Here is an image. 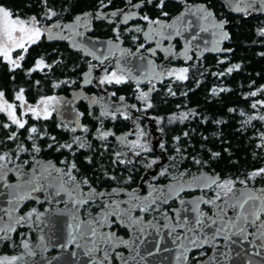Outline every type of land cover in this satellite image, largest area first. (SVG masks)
Listing matches in <instances>:
<instances>
[{
  "label": "flooded vegetation",
  "instance_id": "flooded-vegetation-1",
  "mask_svg": "<svg viewBox=\"0 0 264 264\" xmlns=\"http://www.w3.org/2000/svg\"><path fill=\"white\" fill-rule=\"evenodd\" d=\"M262 2L264 3V0ZM44 4H39L36 11L26 16L11 12L12 19L19 18L25 22L35 17V26L41 31L39 39L29 42L27 36L23 41L26 51L15 46L6 57L0 53L4 60L11 64L15 60L20 65L25 58H32L27 67L26 78L36 100L30 103L23 96V101L29 105L42 100L51 103L52 110L48 118H39L44 122L43 129L47 131L45 135L48 137L44 150L60 153L56 160L54 157H46L40 151L21 150L19 161L5 168L8 181L17 179L13 174L17 168L30 169L36 157L52 162L54 169L51 171L46 168L42 174L36 176L34 182L38 189L31 192L33 197L17 212V216L22 219L17 223L13 236L8 239L0 238V241L6 242L13 241L16 236L25 239L28 234L30 245L22 250L26 259L18 260L14 264H29L39 257L38 254H33L34 252L46 248L49 240L46 231L49 222L44 219L50 217L52 212L60 210L62 213L76 215L74 206L67 207L65 200L50 204L48 199L56 197L51 186L53 182L60 187V196H69L77 201L85 199L79 208L80 218L74 217L72 220H88L86 224L89 230L102 233L111 243L118 242L115 238H128L136 229L141 231V227L146 223L159 226L166 221L165 224L177 233L188 229H203L206 232L202 237L204 241L197 243L200 246L189 251L186 264H201L203 260H206L207 264H222L228 260L232 261L234 257L241 261L245 258L252 264H264V174L252 176L262 168L251 171V178L242 181L220 171L194 169L190 165L171 162L178 148L173 138L175 133L170 131L177 126L176 122L182 116L174 112L161 114L152 110L155 101H159L163 95H171L175 89L182 90L185 80L193 83L195 65L202 62L205 56H221L205 54L197 58L195 48H192L185 56L179 57L183 44L174 36L176 31L172 30L170 25L175 18L183 13L191 14L195 7L200 5L212 10L216 20L228 23L225 29L229 37L222 42V47L232 53V47L229 45L230 28L235 23H229L216 12L225 11L232 17L257 20L254 29L262 40L264 12L254 15L251 9H247L245 12L234 14L233 11L227 10L224 0H96L91 6H84V9L74 12L66 9L65 0ZM238 4L240 5L239 1ZM0 7L10 11L2 3ZM51 13L55 14L50 15ZM94 41L104 43H93ZM34 47L38 54L30 56ZM18 49L21 50L20 53ZM13 52L17 54L13 56ZM20 56L24 57L23 60L19 59ZM130 56L135 57L140 64L149 63L156 72L163 69L162 81L159 83L153 78L130 79L120 68L124 66L122 58ZM116 57L120 58L119 61ZM38 60L43 61L39 68L36 67ZM70 66L72 68L68 69ZM11 68L17 67L12 64ZM184 69H187V72H183ZM112 73L123 77V82L101 83V80ZM141 73L135 74L138 77L145 75ZM181 75L185 78L180 79ZM17 89H20V94L21 88ZM40 90H43L41 92L44 94L36 95ZM73 92L80 95L74 103L78 112L77 124L60 121L56 112V106L71 97ZM142 94H146L143 99L140 98ZM14 100L17 102V98ZM132 106L135 107V113L129 111ZM15 111L16 118L19 119L20 114ZM31 118L37 119L32 114ZM21 121L25 122V119L22 118ZM50 121L54 124L53 131L48 130ZM39 132L43 131L38 130ZM103 133L108 135L101 138ZM67 145H71V148ZM93 148L107 152L110 167L100 172L97 170L87 177L76 166L73 167L70 156L83 152L85 159L90 161ZM163 160L165 161L162 163ZM0 169H3L2 166ZM202 171L210 176L197 181L195 185L189 184L188 189L181 190L175 196L169 197L168 193L159 196L160 199L153 203L145 204L150 201V197L147 198L143 193L150 192L151 188L164 186L177 179L188 180ZM57 175H60V178H57ZM99 175L105 179L101 184L97 181ZM226 179L231 180L227 188L224 187ZM46 182H50V185L44 190L41 187ZM239 185L251 188L252 206L255 210L251 216L245 217L244 223H241L242 216L228 214L218 207L219 202L230 194L228 189L233 190ZM109 191H113L112 194L117 198L89 201V198L97 196L99 192ZM103 207L110 215L107 218H93L94 215L100 214L99 210ZM197 219L202 221L201 225L196 224ZM100 220L102 223L98 226ZM238 234L240 238L245 236L250 244L249 250L243 251L242 243L228 241L236 240ZM83 239L87 241L88 237L84 236ZM38 242L36 249L35 243ZM126 251V247L114 249L104 258L102 250L93 249L89 255L100 258L102 264H106L107 260L116 263L117 258ZM55 252L57 251L51 250L46 252V255H53ZM257 252L260 255H256Z\"/></svg>",
  "mask_w": 264,
  "mask_h": 264
},
{
  "label": "trees",
  "instance_id": "trees-1",
  "mask_svg": "<svg viewBox=\"0 0 264 264\" xmlns=\"http://www.w3.org/2000/svg\"><path fill=\"white\" fill-rule=\"evenodd\" d=\"M56 1L0 0V3L13 14L26 16L36 11L39 4L44 6V3L55 4ZM65 1L66 9L74 12L84 9V6H91L96 0ZM216 14L229 23H235L230 28L231 55L205 56L202 62L195 65L193 83L185 80L182 90L175 89L171 95H163L159 101H155L152 110L161 114L174 112L182 116L176 122L177 126L170 131L176 134L173 138L178 148L171 162L190 165L194 169L220 171L244 181L251 178V171L264 169V119H261L264 117V94L261 90L264 86V40L254 29L257 20L232 17L225 11ZM17 51L21 52L20 49ZM15 54L13 52V56ZM36 54L38 50L34 47L30 56ZM31 62V57L25 58L19 67L13 69L12 64L0 54V93H3L5 100L16 102L14 98L20 91L17 88L23 90L27 102L36 100L26 78L27 67ZM254 90H258L255 96L252 95ZM41 91L36 95L44 94ZM15 106L20 114V106ZM5 118L0 113V153L8 156L7 152H33L39 149L46 157L58 160L59 152L44 150L48 137L42 120L33 119L27 113L24 128H19L12 123L6 124L8 121ZM48 126V130H54L53 121L48 122ZM33 127L37 129L35 133L29 131ZM38 130L43 132L38 133ZM92 150L94 152H90V161L85 159L83 152L70 156V162L87 177L97 170L100 172L110 167L107 152L95 148ZM99 177L96 178L101 184L105 179ZM23 239L16 236L14 244ZM1 247L3 254L15 255L19 252L15 247H10L8 241L3 242Z\"/></svg>",
  "mask_w": 264,
  "mask_h": 264
},
{
  "label": "water",
  "instance_id": "water-1",
  "mask_svg": "<svg viewBox=\"0 0 264 264\" xmlns=\"http://www.w3.org/2000/svg\"><path fill=\"white\" fill-rule=\"evenodd\" d=\"M224 2L227 6V10L231 12L233 11L234 14L245 12L247 9H251V7L247 5L253 6L254 15L262 14L264 12V3L262 0H244V4L242 6L238 4V0H224ZM254 2L256 4H254ZM194 10L195 11H192L191 14L183 13L181 16L175 18L173 23L170 24L172 30L176 31L174 36L178 37L183 44L178 56L182 58L192 48H195L197 58H200L205 54L221 56L230 54L231 50L222 47V42L229 37V34L225 29V27L228 26V23L216 20L212 10L206 9L203 5L195 7ZM101 41H94L93 43H104ZM75 47L77 46L75 45ZM129 58L127 57L130 64H124L125 69L121 70L126 72L130 79L138 80L141 78V80H145L153 78L159 83L162 81L163 69H160L156 72V70H153L151 67L144 68L143 71H145L146 74L142 77H138L136 74L140 73L141 70H139V67H137V63H132V58ZM122 59L127 60L126 58ZM79 98L80 95H77L73 92L71 97L64 99L61 105L56 106L57 116L60 121L65 123H78V112L75 110L74 103ZM129 111L131 113H135V107L132 106ZM52 166V162L44 161L41 158L36 157L34 160V165L30 169L23 170L22 167H19L13 172L17 178L15 181H8L6 179L7 171L5 169H0V238L8 239L13 236L17 223L22 219L17 216V212L29 198L33 197L31 192L38 189L34 179L38 174H42L46 168H50V170L53 171L54 169ZM209 176L210 175L208 173L202 171L188 180L177 179L168 182L164 186L159 185L151 188L147 197H150V201L145 204L153 203L155 200L160 199L159 196L168 193L169 197L175 196L181 190L188 189L189 184L195 185L197 181L203 180ZM56 177L60 178V175H57ZM215 177L216 175H214V178ZM51 184L52 188H54L56 197L48 199L50 204H57L64 201L62 196H60L61 189L58 184L56 182ZM49 185L50 182H46L41 188L44 189ZM99 193L100 194L97 196L91 198L94 200H106L111 196L109 195L110 191ZM252 200L253 197L251 188L249 186L239 185L238 187L231 190L230 194L225 196L219 202L218 207L222 208L224 212L228 214L233 213L237 214L238 216H242L243 218L241 223H244L246 221L245 217L251 216V214L255 211L254 207L252 206ZM241 205L243 206L241 207ZM99 211L100 214L94 215L93 218H107L108 215H110L107 212L108 210H105V207L101 208ZM76 217L80 218L78 207L76 208ZM44 220H48V230L49 228L51 229L49 217H46ZM165 222L159 226H153L150 223H146L142 226L141 231L136 229L135 231L131 232V235L126 239L115 238L114 240H117L118 242L115 241L114 243L108 241L109 239L103 241L101 240L97 243L96 248L91 247V249L90 247H80V249H75L74 247L76 246L73 247V245H71V248L70 246H65L63 251L60 252L56 243L57 241H51L48 236L49 240L46 250L42 251L41 256L39 252H34L33 254H38L39 257L32 260L29 264H102V260L100 258L89 255L93 249L102 250V256L107 258L108 253L112 252L114 249L123 247H126L127 251L122 254L121 257L117 258V262L112 263L111 261L107 260L106 264H125V261L127 264H186L189 251L195 248L192 242L195 241L196 243H200L204 241L202 237L206 235V232H204L203 229H192L191 231L188 229L183 233H177L174 229H170L168 224H165ZM101 223V220L98 221V226H100ZM53 229L54 223L51 230ZM57 229L61 228L57 227ZM48 230H46L47 235ZM239 236L240 235L238 234L236 240L229 239L228 241L242 243L243 251L249 250L250 244L246 241L245 236H242V238ZM99 237L100 236H97V239H99ZM121 240L128 241V245L119 243ZM35 244L36 245L34 248L37 249L39 242ZM157 244L160 246L159 251H157L156 248ZM185 249H187V251H185ZM51 250H55L57 252L53 253V255H46V252ZM149 252H152L153 255H148ZM207 263L208 262L206 260L201 261V264ZM225 263L252 264L251 261H246L245 258H243L241 261L240 259H235V257L232 258V261L228 260L222 264Z\"/></svg>",
  "mask_w": 264,
  "mask_h": 264
},
{
  "label": "snow or ice",
  "instance_id": "snow-or-ice-1",
  "mask_svg": "<svg viewBox=\"0 0 264 264\" xmlns=\"http://www.w3.org/2000/svg\"><path fill=\"white\" fill-rule=\"evenodd\" d=\"M55 13H51L50 15H54ZM12 13L8 10H6L5 8L3 7H0V22L3 23V31H4V34H5V37H6V40L7 41H10L12 43H15L17 47H20V48H24L25 51L27 50L25 48V45L23 43V35L20 37L19 40H16L13 36V33L16 32V31H19L21 34H27L28 36V41L29 42H35L36 40L39 39L40 35H41V31L38 27H36V18L35 17H32L30 21L28 22H25L24 20H21L19 18H16V19H12ZM144 19H147V17H144ZM3 49L0 48V51H2ZM23 56H20L19 59L20 60H23ZM12 64L14 67H19V63L18 61H12ZM43 65V61L42 60H38L37 61V64H36V67L39 68ZM236 67H239L238 65ZM232 69H229V71H231ZM183 72H187V69H184L182 70ZM171 74V73H170ZM180 79H184L185 77L183 75H181L179 77ZM112 83V82H115L117 84L123 82V77H118L116 75V73H112L111 76H106L104 78V80H101V83ZM23 90H21V93L17 95V99L18 100H21L23 101ZM146 94H142V96L140 97L141 99L144 98ZM253 96L256 95L255 92L252 93ZM3 96V93H0V97ZM51 99V98H49ZM123 99V98H122ZM41 103L45 104V108L43 110V118L44 119H47L48 116H49V113H48V110H47V101H41ZM150 106V105H149ZM256 105H253V107H255ZM32 112H33V115L35 116V118L39 119L41 117V111L38 109V108H33V109H30ZM0 111H8V115H9V118L11 119L12 123L13 124H16L18 125L19 128H24V122H22L21 120L17 119L16 118V115H15V112L13 111V106L11 104H0ZM261 119H264V117H261ZM5 127H8V125H5ZM31 133H35L37 131V129L35 127L31 128L29 130ZM108 135V133H103L101 138H104ZM13 136H15V133H13ZM68 148H71V145H67ZM39 149H37L38 151ZM4 157L0 156V160H3ZM73 167H75V165H73ZM260 174H264V169H260L259 172H254L252 174V176H256V175H260ZM86 183V181H85ZM227 183H231V182H227ZM229 191H231V188L228 189ZM84 201H80V203H83ZM243 205H241L242 207ZM133 223H135V221H133ZM196 224L197 225H201L202 224V221L197 219L196 221ZM183 226V225H181ZM204 227H207V225H203ZM192 229H189V231H191ZM96 232L95 230H93V235H95ZM218 234V233H217ZM72 241L70 240L69 243H71ZM119 243L121 244H124V245H128V241H119ZM193 243V246L195 247H199L200 245L197 244L195 241L192 242ZM28 245L25 244V248H27ZM262 247H264V245H262ZM156 248H157V251L160 250V246L159 244L156 245ZM185 251H187V249H185ZM119 255V254H117ZM148 255H153L152 252H149ZM256 255H260L259 252L256 253ZM125 264H127V262L125 261Z\"/></svg>",
  "mask_w": 264,
  "mask_h": 264
},
{
  "label": "bare ground",
  "instance_id": "bare-ground-1",
  "mask_svg": "<svg viewBox=\"0 0 264 264\" xmlns=\"http://www.w3.org/2000/svg\"><path fill=\"white\" fill-rule=\"evenodd\" d=\"M238 1H239L241 6H242V4H244V0H238ZM254 4H256V3L254 2ZM247 6L251 7V11L253 13L254 12L253 6H251V5H247ZM118 58L119 57H116L117 61H119ZM130 58H132L131 59L132 63H137V67H139V70H141L140 72H142L144 74H146V72L143 71L144 68H148V67L153 68V66L147 62L140 64L139 62H137V59L135 57L130 56ZM121 61L124 62V64H130V62H128L129 61L128 59L127 60L122 59ZM120 68L125 69L124 66L120 67ZM126 110H129V109H126ZM112 193H113V191H111L109 193V195H111V196L108 198H113V197L117 198ZM148 193H149V191L145 192L143 194L148 197V195H149ZM130 194H133V193H130ZM134 194L137 195L136 193H134ZM62 198L65 201H67V203H68V204H66V205H68L67 207H69V206L71 207L73 205L75 210L77 207L80 208V205H81L80 201L74 200L69 196H67L66 198L65 197H62ZM89 200H94V199L89 198ZM81 201H85V199H82ZM74 217H76V215H74L72 213H68V212L62 213V211H60V210H57L56 212L55 211L52 212L50 217H49L51 229H52L53 223H54V229L51 230L49 228L48 236L51 239V241H57L56 243L59 247L60 252L63 251L65 246L69 247L71 245H73V247L76 246V247H74L75 249H78V248L80 249V247H90V249H91V247L96 248V245L99 241L108 240L106 238H103L102 233H96L95 236H92L93 231H90L89 228L87 227V224H86V222L88 220L85 222H79V220L73 221L72 219ZM76 218H78V217H76ZM54 220H55V222H54ZM57 227L61 228L62 230L57 229ZM84 236L88 237L87 241H85L83 239ZM97 236H100L99 239H97ZM70 240L72 241L71 243H69ZM96 240H97V242H96ZM43 249H44L43 251L46 250V248H43ZM40 250H42V249H40ZM39 254L41 256L42 251H39Z\"/></svg>",
  "mask_w": 264,
  "mask_h": 264
},
{
  "label": "rangeland",
  "instance_id": "rangeland-1",
  "mask_svg": "<svg viewBox=\"0 0 264 264\" xmlns=\"http://www.w3.org/2000/svg\"><path fill=\"white\" fill-rule=\"evenodd\" d=\"M23 35V41L27 38V34H21L19 31H16L13 33V36L16 40H19L20 37ZM16 46L15 43H12L10 41H7L6 40V37H5V34H4V31H3V23L0 22V48H2L3 50L0 51L1 54H5V57L9 54V52ZM262 93L264 94V86H262ZM254 92L257 94L258 90H254ZM18 95V94H17ZM17 95H16V98H17ZM42 101H47V110H48V113L52 110V106H51V103L48 101V100H42ZM258 102H261L260 100H258ZM11 104L13 106V111L15 112V115H16V106L15 105H18L20 106V118L19 120H21L22 118L25 119V115L27 113H29L30 115L32 114L33 115V112L30 110V109H33V108H38L40 111H41V116H43V110L45 108V104L38 102L34 105H29L27 103H25L24 101H21V100H18L17 99V102H9L7 100H5L3 97H0V104ZM0 113H3L5 115V119H7L8 123L6 124H11L12 121L11 119L9 118V115H8V111H0ZM154 123V120H152V124ZM13 124V123H12ZM16 125V124H15ZM155 134V132L153 133ZM21 150H16L15 153H10V152H7L8 156L4 153H0V156L4 157L3 160H0V166H2L3 169L6 168V166H10V165H14L16 162H18V156L21 154L20 152ZM24 161V160H23ZM165 160L161 161L162 163L164 162ZM160 162V163H161ZM68 175L72 178L71 174L69 173V171L67 172ZM231 180L229 179H226V182L224 185L225 188L229 187V183L227 182H230ZM2 243L3 241H0V264H14V263H17L18 260H23L25 261L26 257L24 255V253L22 252L23 249H25V244H27L28 246L30 245L29 244V238H28V234L26 235V238L24 240H21L18 244L15 243L14 244V241H8V245L10 247H15L17 249L18 254H16L15 256H10L8 254H3V249H2ZM3 254V255H1Z\"/></svg>",
  "mask_w": 264,
  "mask_h": 264
}]
</instances>
